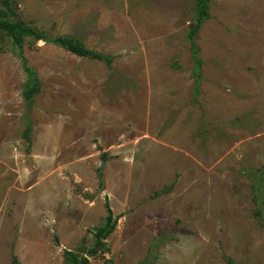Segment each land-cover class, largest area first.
<instances>
[{
    "label": "rangeland",
    "instance_id": "rangeland-1",
    "mask_svg": "<svg viewBox=\"0 0 264 264\" xmlns=\"http://www.w3.org/2000/svg\"><path fill=\"white\" fill-rule=\"evenodd\" d=\"M78 57L0 33V264H264L249 171L264 165V0H0ZM26 66L40 90L23 100ZM31 127L29 149L23 142ZM264 197V186H263ZM117 217L94 248L92 230Z\"/></svg>",
    "mask_w": 264,
    "mask_h": 264
},
{
    "label": "trees",
    "instance_id": "trees-1",
    "mask_svg": "<svg viewBox=\"0 0 264 264\" xmlns=\"http://www.w3.org/2000/svg\"><path fill=\"white\" fill-rule=\"evenodd\" d=\"M209 2L210 0H194L195 23L187 32V41L190 45V54L194 63L195 92H198L200 82V60L198 58V47L195 44V39L199 29L209 17ZM14 18L12 4L8 1H0V33L8 37L11 44L20 51L22 50L25 40L32 39L34 41H42L56 45L78 57L105 61L107 64H110V58L86 49L74 38L62 36L49 38L43 33L32 27L26 26L23 22ZM23 69L27 75V82L23 91V100L27 107H31L34 97L39 93L40 83L36 72L26 66L25 60H23ZM23 142L28 150L31 143V127L28 124L23 132ZM247 177L251 183L252 202L255 205L254 216L261 221L262 227L264 228V165L258 169L249 171ZM105 209L106 217L104 223L94 228L91 232L94 238V248L86 250L87 255L108 253L105 241L115 230L117 217L113 216L107 202L105 203ZM63 256L64 264H88V257L85 255L78 257L71 251H64ZM12 264H18L17 260L13 259ZM229 264L232 263L229 262Z\"/></svg>",
    "mask_w": 264,
    "mask_h": 264
}]
</instances>
